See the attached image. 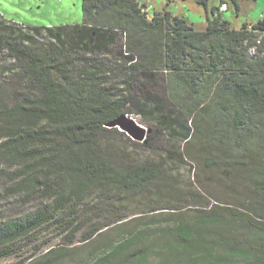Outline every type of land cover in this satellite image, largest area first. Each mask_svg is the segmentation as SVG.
<instances>
[{"label":"trees","instance_id":"16d2710c","mask_svg":"<svg viewBox=\"0 0 264 264\" xmlns=\"http://www.w3.org/2000/svg\"><path fill=\"white\" fill-rule=\"evenodd\" d=\"M230 1L238 11L239 0ZM81 7L80 23L55 27L0 14L19 46L15 77L25 81L0 108V154L20 165L12 174L18 190L49 200L25 220L0 221L2 252L14 253L13 243L44 224L72 243L80 230L73 215L91 194L110 199L163 182L161 164L126 159L104 138L107 124L134 105L156 110L170 129L182 122L184 155L215 203L142 242L131 231L95 264H264V19L235 28L213 7L198 29L169 10L148 17L139 0ZM104 228L84 230L82 241ZM65 253L49 249L41 263Z\"/></svg>","mask_w":264,"mask_h":264},{"label":"rangeland","instance_id":"374dc122","mask_svg":"<svg viewBox=\"0 0 264 264\" xmlns=\"http://www.w3.org/2000/svg\"><path fill=\"white\" fill-rule=\"evenodd\" d=\"M139 1L144 4L148 17L154 10H169L173 15L187 18L198 29L204 28L207 16H213V7H216L221 18L229 20L235 28H239L244 21L254 23L264 19V0H239L238 11L230 0H208L207 6L198 0ZM0 14L9 21L31 27H55L80 23L82 7L81 0H0ZM121 42L123 40L118 37L116 45ZM34 46L41 50L48 47L43 44ZM18 47L9 31L0 27V108L8 106L14 94L25 87V81L21 82L15 77L21 71L18 66ZM111 50H115V45ZM253 52L251 49L250 54ZM127 111L124 115L128 119L126 124L130 126L133 122L141 127L149 144L142 145L144 135L139 137V129L129 131L118 124L106 126L105 140L126 159H147L161 164L163 182L129 195L114 194L110 199L94 192L75 210L73 218L77 225L80 223V230L74 234L72 243L67 238L71 234L66 235L54 224H44L13 243L14 253L4 254L0 248V264H43L42 255L56 248L67 253L49 264H95L101 254L127 238L131 231L140 233L134 243L142 242L154 237L159 229L179 217L197 220L201 211L215 203L202 184L197 182L196 163H191L184 155L182 122L176 120L170 129L159 123L156 110L150 113L129 105ZM1 140L3 138H0V143ZM19 166L10 164L0 154V221L25 220L43 209L49 201L39 194L27 196L25 191L18 190L15 186L17 179L12 174ZM218 205L222 206L221 203ZM94 225H103L105 228L99 235L83 242V231ZM141 231L146 232L142 234Z\"/></svg>","mask_w":264,"mask_h":264},{"label":"water","instance_id":"95a60500","mask_svg":"<svg viewBox=\"0 0 264 264\" xmlns=\"http://www.w3.org/2000/svg\"><path fill=\"white\" fill-rule=\"evenodd\" d=\"M124 115L119 116L117 119H115L112 122H110L109 124H107V126L112 127V126H116L118 124V125H121L123 128H127L129 131H131V129L133 131H135V129H137V130L139 129L138 130L140 132L139 137L142 138V136L144 135L143 136V139H144L145 134H143L142 128L139 126H136L133 122H131V125L128 126L126 124L128 122L127 121L128 119H126ZM143 139H141V140H143Z\"/></svg>","mask_w":264,"mask_h":264},{"label":"built area","instance_id":"2783aa9c","mask_svg":"<svg viewBox=\"0 0 264 264\" xmlns=\"http://www.w3.org/2000/svg\"><path fill=\"white\" fill-rule=\"evenodd\" d=\"M22 26H24V25H22Z\"/></svg>","mask_w":264,"mask_h":264}]
</instances>
